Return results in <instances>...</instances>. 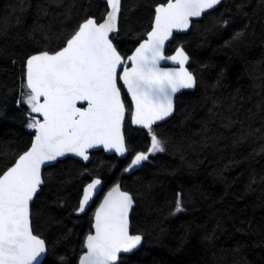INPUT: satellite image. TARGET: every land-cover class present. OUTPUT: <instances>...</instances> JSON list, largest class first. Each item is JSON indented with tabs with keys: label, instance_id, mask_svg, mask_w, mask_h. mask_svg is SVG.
Listing matches in <instances>:
<instances>
[{
	"label": "trees",
	"instance_id": "16d2710c",
	"mask_svg": "<svg viewBox=\"0 0 264 264\" xmlns=\"http://www.w3.org/2000/svg\"><path fill=\"white\" fill-rule=\"evenodd\" d=\"M166 2L122 0L110 39L123 57L150 29L155 5ZM106 12L102 0H0V174L32 140L27 109L17 105L25 60L55 52L82 21L100 22ZM178 46L196 84L176 96L169 119L152 133L132 126L121 88L128 154L99 149L88 162L66 157L44 168L30 209L32 230L47 247L40 264H77L93 212L116 182L132 194L130 230L142 235L140 247L117 264H264V0H222L187 33L174 34L166 53ZM152 134L164 151L124 174ZM94 177L101 190L78 213Z\"/></svg>",
	"mask_w": 264,
	"mask_h": 264
},
{
	"label": "snow or ice",
	"instance_id": "6c2138e0",
	"mask_svg": "<svg viewBox=\"0 0 264 264\" xmlns=\"http://www.w3.org/2000/svg\"><path fill=\"white\" fill-rule=\"evenodd\" d=\"M220 2L167 0L155 9L148 39L125 61L109 39V33L117 31L121 0H107L111 11L103 23L87 19L66 47L53 55L43 52L28 59L26 87L30 91L23 102L31 112L41 114L43 121L33 119L28 124L36 133L31 148L0 175V264H32L45 251V242L32 232L29 210L42 183V164L68 152L87 160V149L98 145L120 155L127 151L121 134L125 105L118 80L135 105L132 123L150 133L154 123L172 113V94L194 87L192 74L184 68L188 57L181 49L175 56L165 57L164 44L174 29L189 27L190 17H199ZM163 59L178 60L179 70L160 69L158 63ZM127 62L131 67L118 73V67ZM77 101L87 102V107L78 108ZM151 141L148 152L138 153L128 169L147 160L149 153L164 151L155 134ZM100 183L96 179L84 188L77 211L85 210ZM132 203V197L119 186L109 191L96 210L95 235L87 236V252L80 264H115L118 253L130 252L141 243L140 235L129 234ZM176 210H181L179 199Z\"/></svg>",
	"mask_w": 264,
	"mask_h": 264
},
{
	"label": "water",
	"instance_id": "95a60500",
	"mask_svg": "<svg viewBox=\"0 0 264 264\" xmlns=\"http://www.w3.org/2000/svg\"><path fill=\"white\" fill-rule=\"evenodd\" d=\"M102 1L105 2V3H106V6H107V12H106L104 18H103L100 22H97L95 18L90 17L91 19H94V20L96 21L97 24H99V23H103L104 20L107 18V13H108L109 11H111L110 7H109L108 4H107V0H102ZM221 1H222V0H221ZM121 3H122V0H121ZM166 3H167V2H166ZM166 3H159V4L155 5V7H154L153 20H152V24H151L150 29H149L148 32L146 33L145 37H144V38H143V39H142V40H141V41H140V42L134 47V49H133V50H132V51H131L126 57H123V56L119 53V51L116 49L117 52L120 54L122 60L127 61V57L131 56V55L135 52L136 48H138V47L140 46V44H142L144 41H146V40L148 39V33L152 31V27H153V25H154V23H155V15H156L155 9H156L158 6H160V5H162V4H166ZM220 3H221V2H220ZM220 3H219V4H220ZM219 4H217L214 8H216ZM214 8L209 9V10H206L205 12L202 13V15L205 14L206 12H208V11L213 10ZM120 13H121V7H120V12L118 13V16H117V29H118V25H119ZM202 15H201V16H202ZM201 16H199V17H190V18H189V27H188L187 29H184V30H176V29H174L173 32H172L171 37H169V39H168L167 41H165L164 49H163V55H164L165 57L175 56L176 53H177V49H181V50L184 52V54L188 57L187 61H186L185 64H184V68H185L186 71H188L189 73L192 74V76H193V78H194V81H195V84H196V79H195L194 74L190 71V69H189V67H188V63H189V55H188V53L185 51V49H183V47H181V46H178V47H176V48L174 49V51H173L172 53L167 54L166 51H167L168 44H169V43L172 41V39H173L174 34L187 33L188 30H189L190 27H191L192 21L201 18ZM90 18H87V19H90ZM87 19H86V20H87ZM86 20L82 21V22L80 23V25L83 24ZM80 25H79V26H80ZM79 26H78V28L76 29V31L79 30ZM76 31H75V32H76ZM75 32H74V33H73L68 39H70V38L75 34ZM111 34H112V33H109V39H110V35H111ZM68 39H67V40H68ZM67 40H66L65 44H64L61 48H59L58 50H56L55 52L41 51V52L34 53V54L30 55L29 57H27V59L25 60V72H24V77H25V83H26V85H27V61H28V59H29L31 56H33V55H39V54H41V53H43V52H48L50 55H53V54H55L57 51H60L62 48L66 47V45H67ZM110 40H111V39H110ZM111 41H112V40H111ZM112 43H113V42H112ZM113 45H114V43H113ZM114 46H115V45H114ZM115 48H116V47H115ZM126 67H127V68H130V67H131V62H127V63L121 65L120 67H118V69H117L118 73H122L123 70H124V68H126ZM158 67H159L160 69H163V70H177V71H178L179 68H180V64H179L178 60H177V61H173V60H170V59H163V60H160V61H159V63H158ZM117 83H118V87L122 88V90L126 93V96L128 97V99H129V101H130V104H131V111H130L129 119H130V122H131L132 126H134V127H136V128H140V129H147V128H144V127L141 126V125H136V124H133V123H132V113L135 111V105H134V102L132 101L131 94L127 92V88L123 86V82L120 81V80H118ZM195 84H194V87H192V88H182V89H180L179 91L173 93V94H172V105H173V111H172V113H171L168 117H166L165 119L160 120V121H157V122L154 123L152 126H155L156 124H159V123H161V122H164L166 119H168L170 116H172V115L174 114V111H175V99H176V96L178 95V93L180 94V93L183 92V91H192V90H194V88H195ZM122 90H121V99H122V101H123V103H124V100H123V97H122ZM20 97H21V89H19L17 105H19L18 101L20 102ZM41 102H43V98H41ZM124 105H125V103H124ZM76 106H77L78 108H86V107H87V102H85V101H77ZM27 115H28L29 117H33V119H35V120H40L41 122L43 121V117H42V115L39 114V113H34L33 116H31V115L28 114V113H27ZM127 115H128V112H127V108H126V105H125V119H124V121L122 122V125H121V134L123 135V138H124V144H125L126 149H127V146H126V141H125V136H124V129H125V124H126V120H127ZM40 118H41V119H40ZM28 129H29L30 132H33V135H32V140H31V143H30L29 147H28L24 152L28 151V150L31 148L32 141H33V139H34V137H35V134H36V133H35V129H31V128H28ZM151 143H152V142H151ZM150 147H151V145H150ZM99 149H101L105 154H115L118 158H123V157H125V156L128 154V149H127V151H126L123 155H120V154L116 153L115 150H105V148H104L102 145H98V146H96V147H93V148H89V149H87V156H88V159H87V160H85V159H84L83 157H81V156L76 155L75 153H71V152L65 153V155L60 156V157H57L56 160H54V161H47V162H45L44 164L41 165L40 174H41V181H42V183H41V185L39 186L37 193L40 191L41 187H42L43 184H44V180H43V170H44L45 167H47V166H49V165H52V164L56 163L58 160L65 159L66 157H72V158L78 159V160H80V161H82V162L85 163V162H88V161L90 160L91 152H92V151H95V150H99ZM24 152H22L20 155H22ZM147 152H148V150L145 151V152H144V151H139V152H137L136 154H134V155L130 158L128 164H127V165L125 166V168L123 169V173H124V174H130V173L133 172L134 170L138 169V168H139V167H140V166H141L146 160L142 161L139 165L133 166V167L130 168V169H128V166L131 164L132 160L135 158V156H136L138 153H147ZM149 154H150V153H149ZM149 154H148V155H149ZM20 155H18V156L16 157L15 161H14V162H13L8 168H11V167H13V166L15 165V163H16V161L18 160V158H19ZM8 168H7L5 171H7ZM125 169H128V171H125ZM5 171H4V172H5ZM4 172H3V173H4ZM3 173L0 174V175H3ZM96 179L100 180L99 177H94V178H92L89 182H87V183L85 184L84 188H85L88 184H90L93 180H96ZM100 181H101V180H100ZM116 186H119V189H120L121 192H126V193H128V194L132 197V194H131L129 191L122 189V187H121V185H120V182L115 183L114 185H112L110 188H108V189L105 191V193H104L103 196L101 197V200L99 201L98 205L96 206V208H95V210H94V212H93L92 231L89 232V233L85 236L84 243H83V251H82V253L80 254V256H79V258H78L77 264H80V258H81V256H83V255L87 252V248H86V246H85V245H86V239H87V236H88V235H95L94 224H95V213H96V210H97V209L100 207V205L103 203L104 198H105V196H107V194L109 193V191H111V189H112L113 187H116ZM101 187H102V182L100 183V185L97 186V190L94 191V193H93V195H92V197H91V199H90L88 205L85 207V209L91 204V202H92V200L94 199V197L100 192ZM84 188H83V192H84ZM37 193L34 194L33 200L30 201V203H29V210L31 209V204H32V202L34 201V198H35V196L37 195ZM82 197H83V193H82L81 199H82ZM81 199H80V200H81ZM132 200H133V203H132V206H131V208H130V210H129V214H128V221H129V234H131V235H140V236H141V243H142V235H141V234H133V233L131 232V230H130V215H131L132 207H133V205H134V199H133V197H132ZM77 212H78V213H82V212H80V211H77ZM30 225H31V210H30ZM31 229H32V227H31ZM32 232H33V230H32ZM33 234H34L35 236H37L39 239H41V240L44 241L43 238H41L40 236L36 235L34 232H33ZM44 242H45V241H44ZM141 243H140L135 249H133V250L130 251V252H127V253H124V252L118 253V259H117V261L115 262V264H117V263L119 262L120 255H122V254H130L131 252H133L134 250H136L137 248H139L140 245H141ZM46 253H47V247H46V244H45V251H44L43 253H41V254L37 257V259H36L35 261L32 262V264H40L41 261L45 258Z\"/></svg>",
	"mask_w": 264,
	"mask_h": 264
},
{
	"label": "rangeland",
	"instance_id": "374dc122",
	"mask_svg": "<svg viewBox=\"0 0 264 264\" xmlns=\"http://www.w3.org/2000/svg\"><path fill=\"white\" fill-rule=\"evenodd\" d=\"M29 89H27V87H26V83H24V85H23V87H22V90H21V97H20V102L26 107V111H27V113H30L31 114V111H30V107L26 104V103H24L23 101H24V99L26 98V96H27V94L29 93ZM33 113V112H32ZM32 121L27 117V125L29 124V123H31ZM149 132V131H148ZM152 132H154V130H152ZM151 132V133H152ZM150 133V132H149Z\"/></svg>",
	"mask_w": 264,
	"mask_h": 264
},
{
	"label": "bare ground",
	"instance_id": "6f19581e",
	"mask_svg": "<svg viewBox=\"0 0 264 264\" xmlns=\"http://www.w3.org/2000/svg\"><path fill=\"white\" fill-rule=\"evenodd\" d=\"M110 36H111V35H110ZM138 43H139V42H138ZM138 43H137V44H138ZM137 44H136V45H137ZM133 49H134V48H133ZM185 51H186V50H185ZM24 80H25V77H24L23 80L20 82V88H19V89H21V90H22V87H23V81H24ZM178 94H179V93H178ZM175 100H176V99H175ZM130 111H131V109H130ZM129 115H130V114H129ZM170 117H171V116H170ZM170 117H169V118H170ZM169 118H168V119H169ZM166 120H167V119H166ZM166 120H165V121H166ZM149 148H150V147H149ZM149 148H148V149H149ZM148 149H147V150H148ZM147 150H145V151H147ZM145 151H144V152H145ZM138 152H139V151H138ZM136 153H137V152H136ZM136 153H135V154H136ZM151 154H152V153H150V154L148 155V157H149ZM19 155H20V154H19ZM15 159H16V158H15ZM14 161H15V160H14ZM127 164H128V163H127ZM124 168H125V167H124ZM116 183H117V182H116ZM113 185H114V184H113ZM133 234H134V233H133ZM137 249H138V248H137ZM137 249H136V250H137ZM134 251H135V250H134ZM41 262H42V261H41Z\"/></svg>",
	"mask_w": 264,
	"mask_h": 264
},
{
	"label": "flooded vegetation",
	"instance_id": "af4514ba",
	"mask_svg": "<svg viewBox=\"0 0 264 264\" xmlns=\"http://www.w3.org/2000/svg\"><path fill=\"white\" fill-rule=\"evenodd\" d=\"M30 111H31V109H30ZM28 114H30V113H28ZM33 114H34V113L31 112L30 115L33 116ZM25 116H27V117L33 122V117H29V116L27 115V111H25ZM40 119H41V118H40ZM32 133H33V132H32Z\"/></svg>",
	"mask_w": 264,
	"mask_h": 264
}]
</instances>
